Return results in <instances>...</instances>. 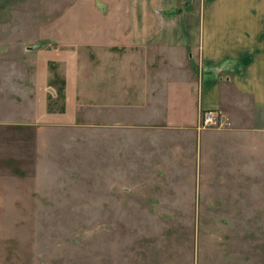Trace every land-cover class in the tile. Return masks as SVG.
<instances>
[{"label": "crops", "instance_id": "0c3cea01", "mask_svg": "<svg viewBox=\"0 0 264 264\" xmlns=\"http://www.w3.org/2000/svg\"><path fill=\"white\" fill-rule=\"evenodd\" d=\"M63 18L48 44L17 48L0 100L1 207L26 193L29 171L52 180L85 141L131 185L261 190L264 0H76ZM208 111L228 123L202 128Z\"/></svg>", "mask_w": 264, "mask_h": 264}, {"label": "rangeland", "instance_id": "374dc122", "mask_svg": "<svg viewBox=\"0 0 264 264\" xmlns=\"http://www.w3.org/2000/svg\"><path fill=\"white\" fill-rule=\"evenodd\" d=\"M75 1L0 0V100L16 84L19 44L52 41ZM85 142L52 180L29 171L26 193L0 205V264H264V178L259 191L232 187L194 203L195 194L110 176Z\"/></svg>", "mask_w": 264, "mask_h": 264}, {"label": "built area", "instance_id": "2783aa9c", "mask_svg": "<svg viewBox=\"0 0 264 264\" xmlns=\"http://www.w3.org/2000/svg\"><path fill=\"white\" fill-rule=\"evenodd\" d=\"M228 123V120L222 122L218 116V113L214 111H208L204 113L202 119V128H220Z\"/></svg>", "mask_w": 264, "mask_h": 264}]
</instances>
